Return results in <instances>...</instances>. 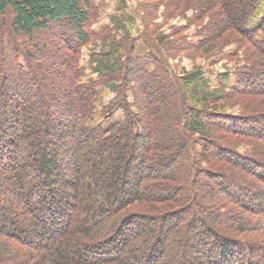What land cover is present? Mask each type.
I'll return each mask as SVG.
<instances>
[{
  "label": "trees",
  "instance_id": "16d2710c",
  "mask_svg": "<svg viewBox=\"0 0 264 264\" xmlns=\"http://www.w3.org/2000/svg\"><path fill=\"white\" fill-rule=\"evenodd\" d=\"M184 1L212 21L176 46L152 19L95 31L94 0H0V264H264V0ZM231 39L248 61L230 86L170 64Z\"/></svg>",
  "mask_w": 264,
  "mask_h": 264
},
{
  "label": "rangeland",
  "instance_id": "374dc122",
  "mask_svg": "<svg viewBox=\"0 0 264 264\" xmlns=\"http://www.w3.org/2000/svg\"><path fill=\"white\" fill-rule=\"evenodd\" d=\"M169 1L171 4H169ZM198 1L199 0H193L194 3ZM93 4L96 15L94 16L92 27L95 31L98 32L106 26H111L115 17L124 18L126 20L130 16L133 20H126L124 26L126 30L130 31L132 36H138L139 33L144 30L143 18L152 19L151 23L153 22V24L157 26L159 32L168 37L165 42H169V44L173 43V45L176 46L179 44L182 45V42L186 40L194 42L199 40V37L203 35L205 29L212 21L209 15L201 21L195 20L194 17L198 15V9L185 5V8L182 10V7L179 8L182 4H176L173 0H94ZM255 20L253 23H255ZM121 31L123 32V30H120V32ZM107 32H111L109 36L110 42L113 40V37L118 39L119 37L117 36L121 34L114 29ZM106 36H108V34L103 37L100 35L82 47L80 58L81 64L87 69V73L84 76L89 74V57L92 52L103 51L112 45L109 41L107 43L103 42V39H105ZM34 39L38 41L37 35ZM50 39L51 37L46 35V38L43 39L42 43L50 44ZM18 41L25 46L27 45L31 47V41L28 40V37H19ZM237 46L238 43L235 42V39H231L228 40L227 44L223 48L210 53H206L204 50H176L177 53L171 52L172 57H170L169 61L179 75L193 72L198 68H203L205 70V75L211 79L214 86L217 84L216 79L218 74L228 72L231 74V79L226 81L225 84L226 86H230L236 78L235 70L238 69L239 66H243L246 61H248L247 57L244 55V46L240 49L238 48L234 55H230L232 50ZM166 49L164 50L167 52L168 49ZM39 57L48 61L47 53L41 54ZM100 90L102 93V99L99 103H97L98 112L95 119L96 123H104V119L100 113L101 106L102 104L108 103L114 96V93L107 87H100ZM130 100H132V95H130ZM215 108L220 112L225 111L229 113H242L243 111L241 106L234 104L221 103L215 106ZM123 116V111L118 110L114 115V119H121ZM250 142L251 140L238 138L235 141V144L239 146V151L244 153L251 150ZM256 143L258 144L257 146L263 144L259 140H256ZM263 235L264 231H259L257 234L259 237H264Z\"/></svg>",
  "mask_w": 264,
  "mask_h": 264
}]
</instances>
